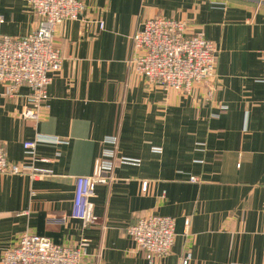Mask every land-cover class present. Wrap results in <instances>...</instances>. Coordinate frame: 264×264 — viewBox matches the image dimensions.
I'll use <instances>...</instances> for the list:
<instances>
[{
  "label": "crops",
  "instance_id": "1",
  "mask_svg": "<svg viewBox=\"0 0 264 264\" xmlns=\"http://www.w3.org/2000/svg\"><path fill=\"white\" fill-rule=\"evenodd\" d=\"M83 1L79 18L56 27L63 63L39 118L22 114L28 85L9 95L0 82V140L11 161L32 162L23 143L38 133L64 139L37 146L48 160L35 164L50 172L0 173V259L30 232L67 245L89 239L82 264H184L189 255L187 264H264V0ZM0 13L11 35L38 25L25 0H0ZM156 15L184 19L189 33L215 43L213 98L202 85L150 84L130 65L133 33ZM107 135L141 163H118L110 183L96 184L98 220L85 222L72 216L76 177L93 171ZM150 213L176 220L170 253L154 261L128 232Z\"/></svg>",
  "mask_w": 264,
  "mask_h": 264
},
{
  "label": "built area",
  "instance_id": "2",
  "mask_svg": "<svg viewBox=\"0 0 264 264\" xmlns=\"http://www.w3.org/2000/svg\"><path fill=\"white\" fill-rule=\"evenodd\" d=\"M39 17L36 28L23 35L3 32L5 17L0 13V82L9 95H15L22 85H28L32 105L23 111L24 117L39 118L41 102L48 96L53 74L62 67L63 56L55 45V31L63 19H76L85 10L83 0H25ZM104 27V21H100ZM188 21L176 17L156 15L146 19L143 27L132 35L133 53L130 65L147 78L150 84L172 87L190 92L202 85L206 96L213 98L216 89L218 48L203 32L187 31ZM226 108V105H221ZM41 141L62 143L58 135L38 133L24 141V149L31 163L11 161L5 144L0 140V173H23L31 177L50 172L38 167L37 146ZM104 147L96 157L93 171L76 177L72 216L85 222H95L92 197L97 183H110L120 164H140L141 159L119 154L117 135L103 138ZM154 150L162 151L161 146ZM29 169V170H28ZM191 181H199L196 175ZM149 181L142 182L148 191ZM176 220L172 215L150 213L142 215L128 226L137 247L144 250L150 261L170 253L176 237ZM89 239L81 238L75 245L57 243L38 233H23L15 245L7 247L0 264H82L88 253ZM190 255L188 256V258ZM188 258L184 264H187Z\"/></svg>",
  "mask_w": 264,
  "mask_h": 264
}]
</instances>
